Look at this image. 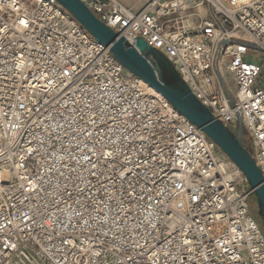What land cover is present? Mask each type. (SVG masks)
Segmentation results:
<instances>
[{"label": "built area", "instance_id": "1", "mask_svg": "<svg viewBox=\"0 0 264 264\" xmlns=\"http://www.w3.org/2000/svg\"><path fill=\"white\" fill-rule=\"evenodd\" d=\"M82 1L158 49L235 134L242 120L264 174L263 66L248 57L264 62V0H201L197 25L196 3ZM141 82L57 0H0V264H264L244 172Z\"/></svg>", "mask_w": 264, "mask_h": 264}, {"label": "water", "instance_id": "2", "mask_svg": "<svg viewBox=\"0 0 264 264\" xmlns=\"http://www.w3.org/2000/svg\"><path fill=\"white\" fill-rule=\"evenodd\" d=\"M99 42L130 71L159 91L181 114L202 127L244 172L259 202V215L264 225V174L250 150L244 145V127L240 120L238 134L215 119L211 110L193 93L173 64L156 48L138 37L133 45L124 36L101 21L82 0H57ZM229 42L224 38L218 46L215 68L221 70V56Z\"/></svg>", "mask_w": 264, "mask_h": 264}, {"label": "rangeland", "instance_id": "3", "mask_svg": "<svg viewBox=\"0 0 264 264\" xmlns=\"http://www.w3.org/2000/svg\"><path fill=\"white\" fill-rule=\"evenodd\" d=\"M121 1L124 2L126 5H128L129 7H131L133 10H140L149 0H121ZM206 12L207 11L205 10V8L202 7V13L205 15ZM186 13L188 16L190 14L189 17L191 19V11L188 10ZM191 23H192V19H191ZM262 55H263L262 53L255 52V51H249V54H248L249 58L253 60H257L259 63H262V66H263L262 75L260 76L257 82L258 83L257 85L260 87H264V62H262V59H261ZM226 78H227V84L230 90L232 91V93H235L236 85H235L232 75L227 73ZM244 139L245 140L247 139L246 134H244ZM249 204H250V209L255 214V216L256 217L259 216V202H258V199L255 193L251 194L250 199H249Z\"/></svg>", "mask_w": 264, "mask_h": 264}, {"label": "bare ground", "instance_id": "4", "mask_svg": "<svg viewBox=\"0 0 264 264\" xmlns=\"http://www.w3.org/2000/svg\"><path fill=\"white\" fill-rule=\"evenodd\" d=\"M192 3H196V4H198V5H200L201 4V0H181V4L183 5V6H187V5H190V4H192ZM236 33H240V31H235ZM222 60L223 61H225L226 60V56L224 55L223 56V58H222ZM142 85L145 87V88H147V90L150 92V93H153V94H156V95H158V96H160V97H162L163 98V95L159 92V91H157L155 88H153L152 86H150L145 80H143L142 79ZM164 99V98H163ZM167 108L170 110V107L169 106H167Z\"/></svg>", "mask_w": 264, "mask_h": 264}, {"label": "crops", "instance_id": "5", "mask_svg": "<svg viewBox=\"0 0 264 264\" xmlns=\"http://www.w3.org/2000/svg\"><path fill=\"white\" fill-rule=\"evenodd\" d=\"M202 5H197L196 7L193 6L190 11H191V19H192V23L197 25L198 23H200V21L204 18L207 17L208 15H210V11L208 9H206L204 6H202L203 8H205V10L207 11L206 14L204 15L202 13Z\"/></svg>", "mask_w": 264, "mask_h": 264}, {"label": "flooded vegetation", "instance_id": "6", "mask_svg": "<svg viewBox=\"0 0 264 264\" xmlns=\"http://www.w3.org/2000/svg\"><path fill=\"white\" fill-rule=\"evenodd\" d=\"M257 218L259 219V221H262V218H261V216L259 215V216H257Z\"/></svg>", "mask_w": 264, "mask_h": 264}, {"label": "trees", "instance_id": "7", "mask_svg": "<svg viewBox=\"0 0 264 264\" xmlns=\"http://www.w3.org/2000/svg\"><path fill=\"white\" fill-rule=\"evenodd\" d=\"M261 223H262V221H261ZM262 225H263V223H262ZM264 226V225H263Z\"/></svg>", "mask_w": 264, "mask_h": 264}]
</instances>
